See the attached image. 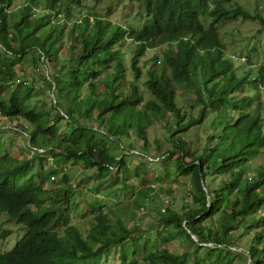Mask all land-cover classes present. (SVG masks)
<instances>
[{"label":"trees","instance_id":"16d2710c","mask_svg":"<svg viewBox=\"0 0 264 264\" xmlns=\"http://www.w3.org/2000/svg\"><path fill=\"white\" fill-rule=\"evenodd\" d=\"M15 1L0 0V117L37 157L0 155V213L25 229L0 264H104L118 253L120 264H264V57L235 67L217 28L264 17L234 0H115L142 8L136 28L92 10L70 23L84 0ZM26 63L44 71L48 103L31 101ZM122 144L136 150L131 174ZM70 163L80 181L66 168L46 188ZM175 178L188 202L149 205L152 181ZM110 197L128 200L129 224ZM148 207L161 240H184L193 257L155 248L142 233Z\"/></svg>","mask_w":264,"mask_h":264},{"label":"rangeland","instance_id":"374dc122","mask_svg":"<svg viewBox=\"0 0 264 264\" xmlns=\"http://www.w3.org/2000/svg\"><path fill=\"white\" fill-rule=\"evenodd\" d=\"M234 1L241 4L245 9H247L251 13L257 12L260 14V16L264 17V0ZM23 2L24 0H16L15 8L22 5ZM83 4L84 6L81 7L79 11H73L70 23L73 22L75 19H78L80 14H87L88 12H91V10L98 15L109 17V19L113 23L119 22L122 25L125 24L126 26H132L136 28H138L143 23L139 22V20L141 21L145 18L141 13L142 8L136 4H119L115 0H84ZM63 17L64 19H66L65 16ZM90 20L92 21V16ZM203 21L205 26H208L210 19L208 18L207 13L204 14ZM70 23L68 22V27H70ZM217 28L220 32L221 42L225 46L226 56H245L250 54L254 61H258L260 60V58L263 57L264 30L262 29H264V25L260 21H244L240 19L238 21L224 23L220 26H217ZM152 53V51H147L145 53V58L149 59ZM127 57H129L128 54ZM148 65H150V62H148ZM20 68H22L23 73L21 72ZM20 68H16L19 74L22 73L28 78H34L35 87L37 89H35L36 91H34V93L32 94L31 101L39 102L38 105L48 103V99L52 95L49 94L44 84L40 82V75L44 71H36L31 64L27 63ZM186 97L189 96H185V98ZM145 98H147V96H145ZM259 99L262 101V117L264 120V98L258 94V100ZM178 101L179 103L182 102L180 97H178ZM13 125L14 122L7 121L5 118L0 117V155H4L6 153L10 157H13L18 160L25 159L26 157L29 159H34L35 154L31 153V151H29V149L27 148V144L24 139L25 136L15 132L13 130ZM194 131L199 137L202 136L201 129H195ZM157 135L160 139L166 138L165 136H163V132H158ZM131 141V145H133L137 140L132 137ZM120 147L121 149H125L126 158L124 159V161L126 162L128 173L131 174L132 168L135 166L136 158L134 155L136 154V150H128L124 144L120 145ZM163 150H165V148ZM261 159H264V155L261 157ZM154 160L156 161L157 159ZM49 165L51 166L50 161ZM66 168L70 171L69 174L72 178H75L77 181H80V179L82 178V174L84 173L83 168L81 166H72V163L66 166L61 164L59 166H56L57 170H55V173H53L47 178L46 188L54 187V184H57V180L59 179L60 174ZM134 183H136V181H134ZM148 187L157 195V197H155L153 200L148 201V204L153 207L162 208L171 205L175 210H180L183 203L188 202L189 185L186 179L175 178L172 180L168 179L167 181H162L159 179L157 182H154L153 180ZM165 187L167 188V190H164ZM108 201H110L111 203V206L109 207H113L115 211L120 214L121 219L124 220L126 224H129L126 221L128 217V215L126 214L130 212V209H127L126 206L128 200L124 197L119 199L115 197H110ZM190 202L191 201L189 200V203ZM139 215L144 216V218L141 220V227L144 230L142 233L147 235L149 240L153 242L155 248H167L169 251L178 254L183 253L185 251H189L191 252L189 253V256H194L192 252L193 247L190 246L184 240L177 239L168 242H163L161 240V236L154 232L155 230H158V232H160L161 228L155 218L154 211L151 208L148 207L146 210L144 209L143 211H139ZM86 222L87 220H83L79 225H77L80 231L83 232L87 230ZM5 231H9L10 234L8 236H2ZM24 235L25 229H23V226L17 224L16 220L10 219L5 214L0 213V253H7L11 251L16 245V243ZM142 239L145 240V237H143ZM118 254H115L114 258H112L113 256H111V258H109L110 260L104 264H120L119 261H117ZM231 264L240 263L237 261H233Z\"/></svg>","mask_w":264,"mask_h":264},{"label":"clouds","instance_id":"9594fccd","mask_svg":"<svg viewBox=\"0 0 264 264\" xmlns=\"http://www.w3.org/2000/svg\"><path fill=\"white\" fill-rule=\"evenodd\" d=\"M224 56L226 58H230L233 61L235 67L243 65L244 63H246L247 60H250L251 63H253V64H257V65L261 64L263 62V57H264V55H263V57L260 58V60L254 61V59L251 57L250 54L245 55V56H241V55L240 56H235V55L234 56L233 55L226 56L225 52H224Z\"/></svg>","mask_w":264,"mask_h":264},{"label":"built area","instance_id":"2783aa9c","mask_svg":"<svg viewBox=\"0 0 264 264\" xmlns=\"http://www.w3.org/2000/svg\"><path fill=\"white\" fill-rule=\"evenodd\" d=\"M39 152H42L41 150H39Z\"/></svg>","mask_w":264,"mask_h":264}]
</instances>
